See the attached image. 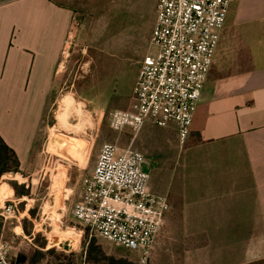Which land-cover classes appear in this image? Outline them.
I'll return each mask as SVG.
<instances>
[{
    "label": "crops",
    "instance_id": "obj_1",
    "mask_svg": "<svg viewBox=\"0 0 264 264\" xmlns=\"http://www.w3.org/2000/svg\"><path fill=\"white\" fill-rule=\"evenodd\" d=\"M151 1L146 37L131 25V0L111 6L103 0H0V136L16 152L21 172L34 170L45 116L64 90L76 51L68 45L78 46L81 23L94 12L97 50L109 58L99 61L96 90L103 93L117 70L113 106L129 108L157 18V0ZM131 55L128 98L121 75H131ZM131 144L150 164L151 190L169 204L157 252L176 242L184 260L199 264L264 260V0L232 1L184 147H177L173 125L146 124ZM3 195L10 201L14 190ZM251 251L257 258L249 261Z\"/></svg>",
    "mask_w": 264,
    "mask_h": 264
},
{
    "label": "built area",
    "instance_id": "obj_2",
    "mask_svg": "<svg viewBox=\"0 0 264 264\" xmlns=\"http://www.w3.org/2000/svg\"><path fill=\"white\" fill-rule=\"evenodd\" d=\"M232 1L157 0L150 52L141 61L129 108L110 113L113 130L130 129L136 139L146 124L173 125L180 144H186ZM149 167L145 154L132 144L124 149L104 144L92 174L80 183L83 199L71 209L80 226L136 252L141 264L153 259L169 208L167 199L150 188ZM19 204L0 208L4 223L20 222ZM70 230L77 238L69 237L63 245L73 249L84 230ZM1 240L0 264H7L8 243Z\"/></svg>",
    "mask_w": 264,
    "mask_h": 264
},
{
    "label": "rangeland",
    "instance_id": "obj_3",
    "mask_svg": "<svg viewBox=\"0 0 264 264\" xmlns=\"http://www.w3.org/2000/svg\"><path fill=\"white\" fill-rule=\"evenodd\" d=\"M103 2L111 6L116 2L124 3V0ZM152 10L151 0H131V25L135 23L146 37L150 31ZM97 16L98 13L94 12L82 21L78 37L74 38L78 44L76 48L68 45L70 41L67 43V51L77 52L73 54L64 76V90L51 103L45 116L33 153L34 170L31 174H7L0 179V208L19 201L18 210L21 213L19 223L14 219L5 222V233L1 241L8 243V251L4 253L7 264H15L19 255L26 257L22 264H141L136 252L91 234L71 215L72 205L83 199L80 183L84 177L92 174L101 147L112 143L121 149L127 148L131 146L133 134L130 129L115 131L110 127V113L115 109L124 110L117 105L113 106L110 94L117 81V70L109 76L103 93L96 90L100 78L99 61L102 58L109 60L97 50V34L93 28ZM134 61L135 57L131 55V75H121L128 98L127 81L130 77L132 81ZM58 147L66 152L63 153ZM177 147H184L179 139ZM72 153L80 155V158ZM13 184H16L20 196L15 194ZM1 188L14 190V196L8 198L10 201H3ZM74 227L83 229L84 235L72 249L63 244L69 237L77 238L70 230ZM58 241L61 244L57 247L54 243ZM181 248L180 244L173 242L165 252L155 251L150 264H199V261L193 259L184 260L186 254ZM255 254L249 252L248 260L256 259Z\"/></svg>",
    "mask_w": 264,
    "mask_h": 264
},
{
    "label": "trees",
    "instance_id": "obj_4",
    "mask_svg": "<svg viewBox=\"0 0 264 264\" xmlns=\"http://www.w3.org/2000/svg\"><path fill=\"white\" fill-rule=\"evenodd\" d=\"M7 174L19 176L21 174L20 161L16 152L9 147L0 136V179ZM13 187L16 191L15 194L20 196L21 194L18 193L16 184H13ZM249 264H264V260H259Z\"/></svg>",
    "mask_w": 264,
    "mask_h": 264
},
{
    "label": "water",
    "instance_id": "obj_5",
    "mask_svg": "<svg viewBox=\"0 0 264 264\" xmlns=\"http://www.w3.org/2000/svg\"><path fill=\"white\" fill-rule=\"evenodd\" d=\"M2 231H3V223L0 216V240H1ZM25 261H26V257L23 255H19L15 264H22Z\"/></svg>",
    "mask_w": 264,
    "mask_h": 264
},
{
    "label": "bare ground",
    "instance_id": "obj_6",
    "mask_svg": "<svg viewBox=\"0 0 264 264\" xmlns=\"http://www.w3.org/2000/svg\"><path fill=\"white\" fill-rule=\"evenodd\" d=\"M78 106V105H77ZM72 107V106H71ZM71 107H69V109L71 108ZM68 108V107H67ZM77 110V109H76ZM84 115V114H83ZM79 117V116H78ZM86 117V116H85ZM75 119V118H74ZM65 120V119H64ZM84 123H87V122H84ZM68 126V125H67ZM82 126V125H81ZM69 127V126H68ZM70 131V130H69ZM59 149H61L60 147H58ZM58 149V150H59ZM53 151V150H52ZM61 151H63V153H65L66 151L65 150H63V149H61ZM69 153V152H68ZM60 154H61V152H60ZM72 155L73 156H75V157H78V158H80V155H78V154H75V153H72ZM69 156V155H68ZM64 157V156H63ZM4 189V188H3ZM1 190H2V188H1ZM3 193H4V190H2V195H3Z\"/></svg>",
    "mask_w": 264,
    "mask_h": 264
}]
</instances>
